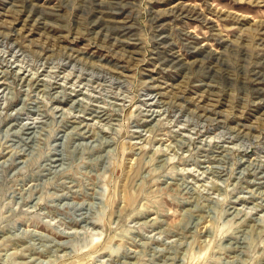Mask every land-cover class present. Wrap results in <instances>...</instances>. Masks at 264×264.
<instances>
[{
    "label": "rangeland",
    "instance_id": "rangeland-1",
    "mask_svg": "<svg viewBox=\"0 0 264 264\" xmlns=\"http://www.w3.org/2000/svg\"><path fill=\"white\" fill-rule=\"evenodd\" d=\"M0 264H264V0H0Z\"/></svg>",
    "mask_w": 264,
    "mask_h": 264
},
{
    "label": "bare ground",
    "instance_id": "bare-ground-1",
    "mask_svg": "<svg viewBox=\"0 0 264 264\" xmlns=\"http://www.w3.org/2000/svg\"><path fill=\"white\" fill-rule=\"evenodd\" d=\"M210 112V110H208Z\"/></svg>",
    "mask_w": 264,
    "mask_h": 264
}]
</instances>
